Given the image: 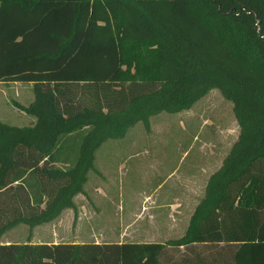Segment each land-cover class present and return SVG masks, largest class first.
<instances>
[{"label":"trees","instance_id":"16d2710c","mask_svg":"<svg viewBox=\"0 0 264 264\" xmlns=\"http://www.w3.org/2000/svg\"><path fill=\"white\" fill-rule=\"evenodd\" d=\"M0 82L34 86L0 122V239L76 210L95 152L213 89L238 139L185 234L164 243H2L0 264H264V0H0Z\"/></svg>","mask_w":264,"mask_h":264},{"label":"rangeland","instance_id":"374dc122","mask_svg":"<svg viewBox=\"0 0 264 264\" xmlns=\"http://www.w3.org/2000/svg\"><path fill=\"white\" fill-rule=\"evenodd\" d=\"M24 84L25 91L22 96H16V86L9 83L5 86L6 94L0 104V119L6 123H12L15 114L13 103L9 100L29 103L28 93L33 94V87L28 82ZM20 87V86H19ZM150 130H147L143 122L132 127L127 135L121 139H110L99 149L100 159H113L116 162L107 167L109 171H90L87 189L79 196V202L91 205L90 199L107 197L116 200H135L132 207H138V203L144 198V194L150 193L169 173L175 171L183 152L193 155H203L201 159L210 160L211 168L205 173H196V185L198 187L196 201L200 199L205 180L210 173L219 169L224 158L238 139L240 127L233 111V103L225 99L218 89H213L208 95L199 100L190 110L171 114L162 112L153 116L150 120ZM162 154H169L173 163L167 164L162 171H156L151 165L156 159H163ZM159 155V156H156ZM195 158L199 159L198 156ZM185 168H181L182 176ZM192 172H190V175ZM193 175V174H192ZM99 187V188H98ZM97 188V190H96ZM93 193L91 194V190ZM96 190V191H95ZM95 195V196H94ZM102 199V198H101ZM107 211L104 215L114 216L111 206H104ZM100 213V212H99ZM103 215H100L102 218ZM77 212L63 214L59 219L50 224L36 227L32 232L25 224H20L7 231L0 239L2 243H66L72 241V230L75 229ZM105 218V217H104ZM108 231L106 229H102ZM171 238H161L163 243ZM86 240V237L83 238ZM104 239V238H103ZM109 238H106V241Z\"/></svg>","mask_w":264,"mask_h":264},{"label":"crops","instance_id":"0c3cea01","mask_svg":"<svg viewBox=\"0 0 264 264\" xmlns=\"http://www.w3.org/2000/svg\"><path fill=\"white\" fill-rule=\"evenodd\" d=\"M10 83H14L18 86L16 89L17 97L22 96V94L26 92L24 86H21L24 85L20 84L21 82ZM8 84L9 83L0 82V93L6 94L4 91H6L5 86ZM30 86L33 87L34 90L33 83H30ZM28 91L29 103H23L17 100L13 102H17L23 106H29L34 101L35 94H32L30 90ZM2 99L3 96L0 95V104ZM4 100L7 101V103H13L8 97H4ZM13 107L16 109L14 114L15 120L12 123H6L0 119V122L18 127L32 126L36 123V117L27 114L16 106ZM160 156H162L163 159H156L151 163L156 171H162L167 164L173 163V161L169 159V154H162ZM191 156L190 152H183L175 171L169 173L150 193L144 194V198H142L136 208L132 207L136 203L135 200H128L130 202H127V200L109 199L103 196L101 199L98 198L100 196L98 193H95V195L98 196L90 199V201H92L91 205L85 202L80 203L79 196L88 191L86 183L84 186V193L74 198L76 210L71 208L65 209L59 216L61 217L63 214L70 215L72 211L77 212L78 215L75 229L71 231L73 234L71 235L72 241L66 243H163L161 238L164 237L171 238L178 236V238H181L188 228L196 207L203 199L206 185L213 174L210 173L208 175L201 191L200 199L196 201L198 187L196 185L197 181L194 172L198 174L205 173L210 170L211 162L210 160L201 159L203 155L199 154L193 155V159H187ZM196 156H198L199 159L195 158ZM100 157H102L101 150L98 149L95 152V168L92 170L93 172H107L109 171L107 167H110L111 164L116 162L113 159L102 161ZM182 167L185 168V170H183L184 176H182L180 171ZM190 172H192L193 175H190ZM92 193L93 189L91 190V194ZM107 205L113 208V217L104 215L107 211L104 206ZM100 215H103L102 218ZM59 217L52 222L57 221ZM103 228H107L108 231L102 230ZM84 237H86V240L83 239ZM106 238H109V240L106 241Z\"/></svg>","mask_w":264,"mask_h":264}]
</instances>
